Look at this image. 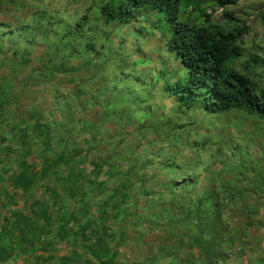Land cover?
<instances>
[{
    "label": "rangeland",
    "instance_id": "obj_1",
    "mask_svg": "<svg viewBox=\"0 0 264 264\" xmlns=\"http://www.w3.org/2000/svg\"><path fill=\"white\" fill-rule=\"evenodd\" d=\"M105 1L0 0V101L4 96L18 97L9 106L6 102L2 103L0 122H4L2 125L0 123V133L8 132L10 111L24 116L35 109L43 115L53 107L55 96H67L73 100V92L77 88L87 94L94 93L97 99L89 103L87 110L92 116H102L105 121L97 139L100 141L99 149L90 150L87 140L71 135L66 142L70 153L64 163L69 158L68 164H56L59 165L58 173L55 170L40 181L38 169H42V157L46 153H35L39 146L30 144L27 146L30 155L25 152L27 162L23 161L21 154L16 160L18 165L14 161L13 165L8 166L5 156L12 148V140L7 136L5 142L0 141V147H3V150L0 148V264H154L156 260L160 264H177L181 254L173 245H178L180 241L164 227L154 232L156 225L140 218L138 214L144 211L145 201H153L147 213L150 216L151 212L157 210L160 193H163L165 201L170 199L164 193V187L183 179L188 182L193 177L192 187L183 189L189 192L184 203L190 209L192 204L198 202L201 193L210 196L209 189L215 186L224 187L233 179L231 182L235 184L250 187L249 181L254 172L264 174V122L237 109L207 114L200 108L181 107L172 95L162 90V82L167 77L174 82L186 74L179 59L167 49L171 31L163 13L141 9L134 11L127 21L107 23L99 10ZM199 1L200 8L211 16L213 23L225 22L220 7L211 0ZM195 6V3L188 8L180 6L178 20L206 25ZM227 9L248 26L247 32L239 40L243 55L237 61V66L245 71L248 57H257V63H248V72L264 89V0H238L236 4L228 5ZM84 14L88 15V19L81 41L67 44V38L62 36L64 29L74 26ZM50 23L52 31L49 29ZM87 41L94 45L93 49L85 47ZM16 47L19 48L18 54L13 52ZM24 49L29 53L23 55ZM49 57L51 61L48 62ZM46 63H50L54 70L49 80L41 75ZM160 71H164L165 75ZM126 74H129L128 77H125ZM79 114L77 112L75 115ZM167 122L170 123L164 124ZM173 122L178 126L171 129ZM119 132L123 140L119 138ZM33 133H36L34 129L26 134L28 141ZM37 135L47 142L43 132ZM55 141V137L50 139V143L55 144ZM107 154L116 157L113 160L115 170L122 168L131 171L132 167L135 168L136 172L132 171L134 178L130 177L131 181H126V185L134 191L135 176L137 179L143 178L138 187L148 192L145 201L136 193L141 191L136 189L134 194L141 196L143 201L126 218L131 211L133 191L123 199L118 198V188L113 189L117 185L114 178L109 179L106 191L97 196L98 191L91 190L90 183L86 179L81 180L78 175L76 181L80 180V187L90 205L82 218L81 235L75 243L66 239L60 241L53 251L27 249L29 240H34V245L41 242L46 247L53 240L44 231L37 237L30 235L28 240L21 241L19 229L27 221L46 227L43 208H38L40 202L49 204L52 213V199L58 198L54 202L57 205L54 211L56 213L58 208V214H64L65 207L69 209L67 206L71 203V194L61 193L60 188V183L67 181V172L73 166H79L85 168L81 173L92 171L93 175H99L91 167H95ZM54 160L59 162L62 159ZM240 162L247 166L243 167ZM167 165L171 168H164ZM19 170L25 174L24 183L20 180L13 182L20 177L17 175ZM33 171L38 172L33 174ZM33 184L37 187L30 190L28 185ZM162 202L161 205L164 204ZM111 206H116L115 210ZM36 209L38 212L41 210L39 215L35 213ZM112 211H115V215ZM18 214L28 217L18 218ZM225 218L232 226L239 222L231 209L227 210ZM165 220L169 225L163 221L160 226L177 224L175 220ZM50 223H47V228H52ZM195 224L194 220H186L177 228L183 234L181 252L185 255L190 253L195 263H200L198 258H201L206 264L202 248L188 243L191 235L200 233V227ZM207 225L214 233V221ZM29 226L27 229L32 228ZM105 227L115 234L117 231L116 236H105ZM262 231L250 227L246 238L248 248L243 251L244 255L237 257V253H230L228 258L217 264H254L259 259L264 262ZM232 235L237 233L233 232ZM236 241L233 251L239 252ZM210 250L214 251V244ZM210 263L214 264V259Z\"/></svg>",
    "mask_w": 264,
    "mask_h": 264
},
{
    "label": "trees",
    "instance_id": "obj_2",
    "mask_svg": "<svg viewBox=\"0 0 264 264\" xmlns=\"http://www.w3.org/2000/svg\"><path fill=\"white\" fill-rule=\"evenodd\" d=\"M211 1L222 9V14L225 18L224 23H213L211 21V16L200 8L199 0H106L100 5L99 10L107 23L116 20L119 22L127 21L134 11H139L141 9L151 13H163L164 20L168 23L169 30L171 31V36L167 42V49L179 59L182 66L185 68L186 74L182 78L176 79L174 82H171L170 78L167 77L162 82V90L172 95L181 107H184V109L200 108L207 114H221L232 109H237L245 112L247 115L256 116L264 122V89L257 85L248 72V63L251 61L257 63L258 58L255 56L248 57L249 59L246 61V72L240 70L237 66V61L243 55V48L239 40L247 32L248 26L245 21L236 17L232 10L227 9V6L236 4L238 0ZM194 3L196 5L194 9L198 10L200 16L204 18L207 23L206 25H198L188 20H178L177 13L180 6L188 8ZM87 19L88 15L84 14L74 26L64 29L65 31L62 36L67 38V44H71L74 41H81L83 36L82 30L87 23ZM49 29L52 31V23H50ZM84 44L87 49L94 48L91 42L87 41ZM74 50H76V47H74ZM13 52L14 54H18L19 48H14ZM28 53L29 51L26 49L22 51L23 55ZM49 61H51V57H49L48 62ZM49 64L50 63H46L42 68L41 75H43L45 80L52 78V74L54 73L52 65ZM160 73L163 76L165 75L164 71H160ZM128 75L129 74H126L125 77H128ZM55 97L53 103L51 101L53 107H50L43 115L39 114L40 111L35 109L29 112L28 115L24 114V116H17L13 111H10L8 113L10 125L9 127L6 125L9 128L7 130L8 132L0 133L1 142H5L7 136L12 140V148L8 150V154L5 156V161L8 166L13 165V162L18 160L21 154H23V161L27 162L25 157L30 155L27 149V146L30 144L39 146L36 148L38 151L35 153L40 155L46 153L45 157H42V169H38L39 172L37 171L40 177L39 181L48 174L52 175V172L59 167V165L56 164L65 162V158H67L70 153L66 146V142L71 138V135L72 137H83L84 140H87L90 150L94 148L99 149L98 146L100 145V141H97V139L98 137L100 138L101 135V125L105 123L102 116H92L87 110V106L90 105L89 103L97 99L94 93L87 94L83 89L77 88L73 92V100H69L67 96ZM17 99L18 97L16 96H12L11 98L4 96L0 101V110L3 107V102H6L9 106V104H13ZM77 112L80 114L75 115ZM3 122H0L1 125ZM169 123L170 122L164 124ZM173 123L171 129L178 126L177 123ZM32 129H34L36 133H33L34 137H29L28 141L26 139V134ZM72 130L73 133L71 134ZM38 132L44 133L45 137H47V142L41 140L40 135H37ZM54 137L56 143H50V139ZM119 138H123L120 132ZM61 141L63 142L62 144H60ZM115 145L117 146V144ZM0 148L3 150V147ZM25 152H27L28 156L25 155ZM113 155H115V153ZM113 155H105L101 162L97 163L95 167H91L92 170H95L99 175H93L92 171L81 173L85 168L82 169L79 166H73L69 172H67V181L62 179L64 181L60 183L62 184L60 188L61 193L68 192L71 194V203L67 206L69 209L65 207V213L58 214L59 210L57 208V212L55 213L54 210L57 205L54 202L58 198H53L51 213L50 205L40 202L38 208H43V222H45L46 227L44 228L41 224H32L31 221L25 220L27 221L26 225H23L24 227L20 226L19 229L21 241L25 239L28 240L30 235L37 237L45 231V235L52 236V242H48V247H46L41 244V242L38 245H34V240H29V246L26 247L27 249H52L53 251L56 248V244L60 241L66 239L75 243L77 237L81 235L83 228V224L81 223L82 218L83 215L88 212L90 205L86 201V197H84V192L80 187V180L76 181L78 175L81 180L86 179L88 183H90L89 185L92 186L91 190L98 191L97 196L106 191L105 187L109 184V179L114 178L117 185L113 189L115 190L118 188V198L123 199L129 192L133 191L128 184L126 185V181H131L130 177L134 178V174L132 173L136 172L134 170L135 168L130 167L131 171L127 169L123 170L122 168L115 170V162L113 160H116V157L114 158ZM59 158L62 159L59 162L54 160ZM68 159H66V164H68ZM0 162L2 161L0 160ZM16 162L18 165V161ZM66 164L64 163V165ZM240 164H242L243 167L247 166L243 162H240ZM130 165L133 166V164ZM18 167H20V165ZM168 167L171 168L169 165L164 168ZM29 170L32 173L31 169ZM42 170L43 173H41ZM58 171L59 170H57L56 173H58ZM37 172L33 171V174ZM17 175L20 177H16L17 179L15 178L13 182L20 180L24 183L25 174L22 170H19ZM136 176L135 188L130 199V201L132 200L130 202L131 211L128 212L126 218L130 216L129 213H131L133 209L135 210V208L138 207L139 202L143 201L148 195V192L138 187L142 183L143 178L141 179L140 177L137 179ZM57 177L65 178L64 176ZM26 181L28 182V179H26ZM185 181L186 179H183L179 181L180 183H173L171 185L172 187H164V193L169 195L170 199L165 201L163 193L162 195H160V193L158 196V201L160 202L158 203L157 201L159 204L157 205V210L151 212L150 216H148L147 213H149V208L152 207L153 201L151 200L150 203V201L144 200L147 204L143 207L144 211L138 214L141 216L140 218H145L143 220H147L149 224L150 222L154 223L156 225L154 232L161 231V227H164L169 234L173 233L176 235L180 243L178 245L174 244L173 248L176 247L181 254L177 264H203L201 258H198L200 263H195L193 262L194 257H192L190 253L185 255L181 252L183 249V245H181L183 234H180L177 228L183 225L186 220H194V222H196L195 226L200 227V233L191 235L188 243L191 246L198 245L202 248V255L205 257L206 264H211L210 262L212 259H214V264H217L220 260L228 258L230 253H237V257L243 256V251L248 248V242L246 241V238H248L247 230L251 227L259 232L263 229L262 232H264V174L260 171H258L257 174L254 172L249 181L250 187L235 184L231 182L233 179H230V183L226 184L224 187L215 186L214 189H209V192H211L210 196L201 193L198 202L194 204L191 203L192 206L190 209L186 208L184 203L185 200L188 199L187 195L189 192H184L183 189L192 187L190 184L193 182V177H190L188 182ZM14 185L20 187L15 183ZM28 186L31 187L30 190L37 187L34 184ZM53 186H55V184ZM136 189H139L141 193L136 192ZM181 191H183L182 195H180ZM134 192L140 194L143 200L140 199L141 196L134 194ZM162 201L164 202L163 205L160 204ZM186 204L187 206L189 205L187 202ZM111 207L115 210L116 206ZM184 208L185 210H183ZM228 209L234 210L236 217L239 219V222L235 223V225L233 224V226L229 224L225 218ZM40 212L41 210L38 212L36 209L35 213L39 215ZM113 213L115 215V211H112V214ZM18 216H25V219L28 217L26 214H18L16 217ZM165 218H168V221L170 219L175 220L177 223L176 226L165 227V225H169ZM261 218H263V220H261ZM163 221L165 225L160 226ZM213 221L214 228H212V230H214V233H212L213 231H211L208 228L209 225H207L210 223L212 224ZM47 223L52 224V228H47ZM28 224L30 225L29 227L32 228L27 229ZM103 232L105 236L113 238L117 234V231L115 234L110 228L107 229V227H105ZM233 232H236L237 235H232ZM25 233L26 236H24ZM99 236L97 235L98 239ZM235 240L238 242V249L236 250H240L239 252L233 251L235 250ZM213 244L214 251L210 250ZM150 257L156 258V256ZM154 264H160V262L156 260ZM161 264L173 263L168 262ZM254 264H264V262L259 259Z\"/></svg>",
    "mask_w": 264,
    "mask_h": 264
}]
</instances>
